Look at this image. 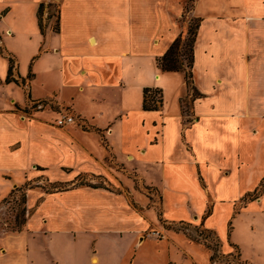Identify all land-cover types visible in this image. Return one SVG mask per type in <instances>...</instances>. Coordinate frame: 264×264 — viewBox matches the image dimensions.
I'll use <instances>...</instances> for the list:
<instances>
[{
    "label": "crops",
    "instance_id": "obj_1",
    "mask_svg": "<svg viewBox=\"0 0 264 264\" xmlns=\"http://www.w3.org/2000/svg\"><path fill=\"white\" fill-rule=\"evenodd\" d=\"M183 1L0 0V207L28 183L23 228L0 230V264L139 261L131 245L158 218L124 179L129 170L160 193L164 222L199 224L223 254L264 264V193L239 205L264 179V0H196L191 89L184 72L156 62L183 34ZM52 4L58 30L42 31L39 10ZM16 41L33 49L24 72L8 48ZM146 87L163 91L156 110L143 108ZM28 102L31 116L18 108ZM56 106L78 120L59 126ZM44 181L69 187L47 192ZM252 211L260 226L244 225ZM198 246L187 243L186 256L208 264Z\"/></svg>",
    "mask_w": 264,
    "mask_h": 264
},
{
    "label": "rangeland",
    "instance_id": "obj_2",
    "mask_svg": "<svg viewBox=\"0 0 264 264\" xmlns=\"http://www.w3.org/2000/svg\"><path fill=\"white\" fill-rule=\"evenodd\" d=\"M184 12L182 15V22L185 25L183 31V37L186 38L188 36V28L190 22L193 18H197L194 15L193 10L195 8L196 0H184L183 2ZM46 12V13H45ZM40 21L42 23V27H47L50 22L53 23L54 29L59 27V8L57 4H52L48 11H45L44 8L41 9L40 12ZM3 27V25H1ZM9 49L16 51V55L18 59L21 61V71L24 72L27 70L29 60L31 62V56L33 54V49H30L23 41H16L11 43ZM4 49V48H3ZM4 56L13 59V65L15 66V60L12 57V54L7 50H4ZM48 56V55H47ZM41 69L42 78L45 82H49V87H53L56 85L55 80L51 78L52 81L49 80V69L47 66ZM14 72H11V75ZM12 77V76H11ZM42 82V80H41ZM41 82L38 83L41 87ZM55 84H54V83ZM191 84L188 85V88ZM57 87V86H56ZM48 88V86H47ZM191 89V87H190ZM40 90V89H39ZM24 96L23 90H18ZM41 92V90L39 91ZM39 94V93H38ZM32 95H34L32 93ZM169 92L166 94V100L170 98ZM193 97V96H191ZM156 99H160V95H156ZM32 103L28 102L26 106H18L19 110H21L24 115L31 116L34 108L32 107ZM34 106V105H33ZM32 107V109H31ZM62 107V108H61ZM56 106L53 109H57L60 111L61 115L64 114H71L65 108V106ZM192 107V98H190L187 94L182 99V111L189 112ZM51 156H46L45 158H49ZM134 164V163H132ZM123 167H120L121 170ZM124 179L129 182L136 190H140V193L150 206L154 207L156 212V217L158 218V222L156 225L151 226L147 231L142 233V238H146L144 243L141 244V247H137L138 243L134 242L131 245V252L133 255L137 254L140 256V260L136 261L134 264H195L191 257H187L185 254V248L187 247V243L189 245H193L191 247L193 250L199 252L201 245L204 250L208 252L210 255V259L207 256V252H202L200 256L201 262L204 263H212V264H247L244 262L239 254V251L235 249V251L230 255H225L222 253L220 243L216 240L214 234L208 232L204 229L203 226L189 224L187 222H177V223H166L163 219L160 218L161 213V196L160 193H156L153 195L154 189L150 185L143 184L141 179L137 176L136 173L124 171L123 173ZM119 177V176H117ZM121 177V175H120ZM158 176L154 175V178L157 179ZM87 178V176L85 177ZM81 179V177H80ZM120 180V178H118ZM122 181V180H121ZM45 182V181H44ZM90 183L88 181H81L77 182L78 185L80 184H87ZM251 182L247 183L250 185ZM91 184V183H90ZM43 187L47 190V192L55 191V190H64L69 187L68 184H55L51 182H45L42 184ZM103 185V182H97L95 186ZM34 186V185H33ZM28 187V183L21 185L18 187V191L16 193H12L10 197H8L4 202L3 205L0 207V230L9 228L16 230L18 226L21 224L20 222L25 219L26 214H22V210L26 207V188ZM156 191V190H155ZM264 191V179L261 181L257 190L248 193L239 203V205L244 206L247 205L251 201H257L260 196L263 194ZM179 200V199H178ZM137 205V204H136ZM261 212V211H260ZM222 217V216H220ZM244 225L246 222L253 221L256 225L260 226V213L257 211L248 212L246 215L243 216ZM263 219V218H262ZM240 222H242L240 220ZM236 221H234V224ZM238 223V222H237ZM233 224V225H234ZM241 232V231H239ZM243 235V232H241ZM141 239V238H140ZM205 253V254H204ZM215 253V259H212V255ZM198 260V259H197Z\"/></svg>",
    "mask_w": 264,
    "mask_h": 264
},
{
    "label": "trees",
    "instance_id": "obj_3",
    "mask_svg": "<svg viewBox=\"0 0 264 264\" xmlns=\"http://www.w3.org/2000/svg\"><path fill=\"white\" fill-rule=\"evenodd\" d=\"M39 10V24L43 31L42 23L40 21ZM201 18H193L190 22L188 28V36L186 38L180 35L169 47V49L162 56L156 59L158 67L162 71H182L184 72L186 84H192L193 81V67H194V52L195 45L198 38L199 29L201 26ZM58 30V28H56ZM0 52L2 50L0 49ZM13 68V60L9 59V70L8 78L11 76ZM160 95V99H156V95ZM197 96L196 90L193 91V99ZM184 99V98H183ZM163 104V91L159 88L146 87L143 91V108L145 110H156ZM264 193V191L262 192ZM22 214H26V207L22 210ZM25 219H23L16 230H21L25 224ZM185 223V222H182ZM205 229V228H204ZM208 232L214 234L212 231L205 229ZM215 235V234H214ZM216 237V236H215ZM216 240L219 243L218 238ZM212 259H215V253L212 255Z\"/></svg>",
    "mask_w": 264,
    "mask_h": 264
},
{
    "label": "built area",
    "instance_id": "obj_4",
    "mask_svg": "<svg viewBox=\"0 0 264 264\" xmlns=\"http://www.w3.org/2000/svg\"><path fill=\"white\" fill-rule=\"evenodd\" d=\"M78 118L73 114H64L58 120L57 123L59 126H63L66 123L77 121ZM174 264V263H171Z\"/></svg>",
    "mask_w": 264,
    "mask_h": 264
}]
</instances>
